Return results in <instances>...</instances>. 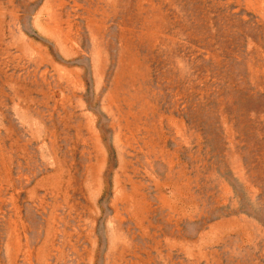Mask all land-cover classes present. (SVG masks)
Returning a JSON list of instances; mask_svg holds the SVG:
<instances>
[{"label": "rangeland", "instance_id": "obj_1", "mask_svg": "<svg viewBox=\"0 0 264 264\" xmlns=\"http://www.w3.org/2000/svg\"><path fill=\"white\" fill-rule=\"evenodd\" d=\"M0 264H264V0H0Z\"/></svg>", "mask_w": 264, "mask_h": 264}]
</instances>
